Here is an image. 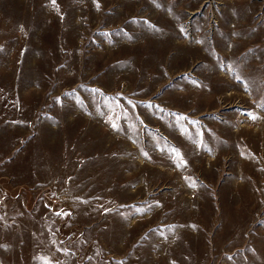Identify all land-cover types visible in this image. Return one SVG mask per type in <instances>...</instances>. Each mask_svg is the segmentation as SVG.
<instances>
[{
	"label": "rangeland",
	"instance_id": "374dc122",
	"mask_svg": "<svg viewBox=\"0 0 264 264\" xmlns=\"http://www.w3.org/2000/svg\"><path fill=\"white\" fill-rule=\"evenodd\" d=\"M0 264H264V0H0Z\"/></svg>",
	"mask_w": 264,
	"mask_h": 264
},
{
	"label": "snow or ice",
	"instance_id": "6c2138e0",
	"mask_svg": "<svg viewBox=\"0 0 264 264\" xmlns=\"http://www.w3.org/2000/svg\"><path fill=\"white\" fill-rule=\"evenodd\" d=\"M253 119H255L256 117H252Z\"/></svg>",
	"mask_w": 264,
	"mask_h": 264
}]
</instances>
